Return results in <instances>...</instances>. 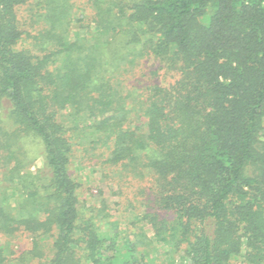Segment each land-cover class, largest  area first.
Wrapping results in <instances>:
<instances>
[{
  "label": "trees",
  "instance_id": "trees-1",
  "mask_svg": "<svg viewBox=\"0 0 264 264\" xmlns=\"http://www.w3.org/2000/svg\"><path fill=\"white\" fill-rule=\"evenodd\" d=\"M177 260L264 264V0H0V264Z\"/></svg>",
  "mask_w": 264,
  "mask_h": 264
},
{
  "label": "rangeland",
  "instance_id": "rangeland-1",
  "mask_svg": "<svg viewBox=\"0 0 264 264\" xmlns=\"http://www.w3.org/2000/svg\"><path fill=\"white\" fill-rule=\"evenodd\" d=\"M148 70H152L153 72L157 71L155 75V80L162 85H167L173 81L172 74L166 73L165 70L160 67L159 62L157 60L151 59L147 62L146 67ZM32 147H36L31 144ZM42 158L38 157L36 163L31 167L32 169H36L41 166ZM72 172L78 176V178L83 179V186L80 190V194L87 200H91L90 202L97 201L99 197V189L102 190V196L109 198L111 189L108 188L105 183L101 179L100 172L98 171L97 166L94 164H90L84 162L83 164L72 163ZM115 211L113 212L114 217L120 224L122 229L128 228V223L132 219L133 215L130 211H123L120 206L115 207ZM133 227H130L132 230ZM150 234V233H149ZM13 248L16 252V255H20L22 252L31 248V239L28 236H21L13 241ZM179 264V261H176Z\"/></svg>",
  "mask_w": 264,
  "mask_h": 264
}]
</instances>
